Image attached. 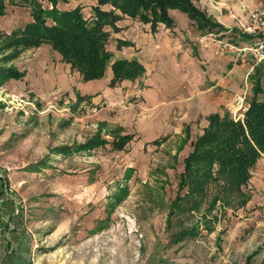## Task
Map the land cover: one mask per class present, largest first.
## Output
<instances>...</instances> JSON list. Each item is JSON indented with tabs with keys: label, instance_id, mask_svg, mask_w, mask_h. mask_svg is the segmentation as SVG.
I'll return each mask as SVG.
<instances>
[{
	"label": "rangeland",
	"instance_id": "obj_1",
	"mask_svg": "<svg viewBox=\"0 0 264 264\" xmlns=\"http://www.w3.org/2000/svg\"><path fill=\"white\" fill-rule=\"evenodd\" d=\"M20 4L0 3V264H264V180L254 179L256 166L245 206L218 202L208 211L205 198L198 208L172 209L188 190H179L180 174L200 125L181 151L182 134L146 142L135 125V95L124 88L93 101L69 84L73 70L62 78L58 50L17 43L16 30L34 20L33 5ZM96 4L58 0L57 7L92 19ZM118 126L135 135L123 150L113 148ZM98 132L107 144L56 150Z\"/></svg>",
	"mask_w": 264,
	"mask_h": 264
},
{
	"label": "crops",
	"instance_id": "obj_2",
	"mask_svg": "<svg viewBox=\"0 0 264 264\" xmlns=\"http://www.w3.org/2000/svg\"><path fill=\"white\" fill-rule=\"evenodd\" d=\"M192 1L221 27L201 32L188 15L177 8L169 10L173 26L159 23L155 29L150 23L124 16L116 22L118 32H111L108 41L111 60L104 75L84 81L70 64L62 62V78L69 79L71 74L66 73L73 70L74 81L71 79L69 84H73L81 95H94L93 101L111 99L114 90L125 88L127 94L138 98L141 106V111L137 109L135 115L139 136L146 142L160 143L165 139L160 140L162 136L182 134L178 149L181 151L191 140L193 128L200 125L199 135L203 133L210 114L232 111L237 94L244 93L251 101L254 84L264 71L263 66L251 71L248 62L239 61L234 52L220 51L214 39L206 35L213 33L219 39L234 40L239 44L250 42L253 34L246 29L250 23L249 12L264 6V0ZM121 58L138 59L144 71L135 78H124L112 84L111 63ZM99 125L107 126V122L102 121ZM121 129L122 126L116 127L115 135H132L133 138L118 150H123L135 137L131 133L121 134ZM255 166L259 172L254 179L264 180V171H261L264 159L260 157ZM250 199L251 194L246 204Z\"/></svg>",
	"mask_w": 264,
	"mask_h": 264
},
{
	"label": "trees",
	"instance_id": "obj_3",
	"mask_svg": "<svg viewBox=\"0 0 264 264\" xmlns=\"http://www.w3.org/2000/svg\"><path fill=\"white\" fill-rule=\"evenodd\" d=\"M4 1L0 0V3ZM19 1L20 5H33L31 15L34 20L29 21L23 29L16 30L14 34L21 35L17 43L28 47L50 44L58 50L64 62L80 73L84 81L104 75L111 60L108 49L110 31L106 27L110 25L117 29L116 22L124 16L150 23L155 29L159 23L173 26L169 10L177 8L186 13L201 32L220 26L192 0H97L92 19L86 18L78 8L59 10L58 0H46L54 5L52 9H44L39 0ZM105 4H111V9H104L102 5ZM114 9L120 13L116 14ZM47 17L51 19V24L45 20ZM111 67L114 74L112 84L124 78H135L144 71V66L136 58L117 59L111 63ZM261 93H264V87L258 78L243 120H235L230 111L208 116L207 127L193 141V149L184 159L179 190L185 187L188 190L183 196L178 192L172 209L178 207L184 212L185 208H198L201 199L204 201L205 198L211 200L208 211L215 208L218 202L222 206L246 204L250 194L244 187L249 183L257 160L264 153V99L260 98ZM132 138V135H115L112 143L114 148L122 149ZM107 142L97 134L85 143L72 148L58 147L56 150L58 153H65L67 149H71L68 153L78 152ZM251 258L248 257V263Z\"/></svg>",
	"mask_w": 264,
	"mask_h": 264
},
{
	"label": "built area",
	"instance_id": "obj_4",
	"mask_svg": "<svg viewBox=\"0 0 264 264\" xmlns=\"http://www.w3.org/2000/svg\"><path fill=\"white\" fill-rule=\"evenodd\" d=\"M250 23L246 29L253 34L250 42L239 44L234 40H223L217 38L213 33L206 34L208 38L214 39L218 49L223 52H234L237 59L243 63H249L251 71L258 66L264 67V6L249 12ZM250 101L243 94H237L231 115L235 120H243Z\"/></svg>",
	"mask_w": 264,
	"mask_h": 264
}]
</instances>
